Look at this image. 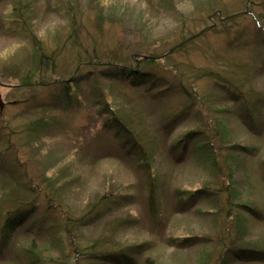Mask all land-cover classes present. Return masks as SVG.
I'll return each mask as SVG.
<instances>
[{"label": "rangeland", "instance_id": "obj_1", "mask_svg": "<svg viewBox=\"0 0 264 264\" xmlns=\"http://www.w3.org/2000/svg\"><path fill=\"white\" fill-rule=\"evenodd\" d=\"M37 41L50 54L47 68L45 59L36 61L35 52H41ZM54 50L59 51L57 60ZM96 52L120 57L138 53L148 57L153 71L166 75L158 83H166L168 91L156 101L141 88L132 91L120 84L108 95L136 128L145 123L147 140L157 150L149 170L131 149L129 156L125 153L118 134L104 122L105 112L95 113L86 105L63 113L45 103L56 88L53 80L76 71L71 67L76 55L89 58ZM31 68L35 77L22 84L20 75ZM208 71L213 75H203ZM225 80L260 93L255 126L240 116ZM88 86L80 84V90L86 92ZM0 96V211L12 196L26 193V178L40 184L32 193L36 211L6 242L0 264H73L60 257L56 243L64 238L63 212L80 215L99 196L117 198L120 206H104L98 219L79 226L80 244L102 234L109 248L147 241L134 264L145 258L156 264H264L255 257L231 260V254L220 260L232 244L264 250V0H0ZM184 105L187 110L178 121L165 128L163 120ZM49 116L61 122L51 129L49 140L27 136V124ZM209 119H221L226 136L213 129L214 136L197 138L202 121ZM190 129L195 132L178 158L169 147ZM210 150L225 171H232L239 201L249 206L236 207L239 233L228 239L216 201L198 197L188 206L179 204L182 194L202 185L217 191L221 182L226 184L228 177L217 173ZM52 175L59 188L57 203L43 191ZM152 187L153 216L148 209ZM33 218L41 219L30 226ZM180 238L191 239L190 245ZM29 253L40 259L31 262ZM75 264L86 263L78 256Z\"/></svg>", "mask_w": 264, "mask_h": 264}, {"label": "trees", "instance_id": "obj_2", "mask_svg": "<svg viewBox=\"0 0 264 264\" xmlns=\"http://www.w3.org/2000/svg\"><path fill=\"white\" fill-rule=\"evenodd\" d=\"M36 47L41 51L35 52L36 61L40 62L41 58L45 59L47 65L43 68H47L50 58V54L47 53L46 50L47 46L37 41ZM53 52L55 54V59L57 60L59 51L54 50ZM147 60V56H142L138 53H130L125 57H120L115 54L104 56L96 52L89 58H86L83 53L77 54L73 64L71 65L73 70L75 68L76 71L53 80L55 81L54 84L56 85V88L50 91V99H48L45 103L50 107V110L57 112L60 111L63 113H66L67 110L82 109L86 107V105L88 108L95 109V113L105 112L106 117L104 122H106V126L110 128V130H113L114 133L118 134L119 143L125 153L129 156L128 151L131 149L133 157L136 156L140 160V165L144 164L147 170H149L150 162L157 150L154 151L153 149V141L151 142L150 140H147L145 123L142 122V129L139 130L132 122L130 123L126 117L121 115L116 105L114 103L113 105L111 100L108 99V95H111V89L114 87V84H120L126 87V89H128V87H132V91H137L134 87L141 88L140 92H144L146 96L148 95L151 98L149 99L150 101H156L155 97L161 98L168 91V85H166V83L163 84V82L158 83V81L163 80L166 75L153 71L152 68L147 65ZM35 70L36 69L31 68L26 74H21L20 82L22 84H28L29 80L35 77ZM203 75H213V73L208 71L207 73L203 72ZM38 76L41 77V74ZM225 82L226 85L224 87L230 91V94L233 96V98L230 99L239 104L238 112L244 122L252 127L255 126V123H257L256 113L260 104V93L253 91L252 89H250V91H245L241 85H237L236 83L227 80H225ZM36 83H38V81H36ZM80 84L89 85L88 89L90 91L87 90L84 92L83 90H80ZM164 85H166V87H164ZM153 86L161 87L153 90ZM187 93L194 94L189 91ZM184 107L185 108L178 110L174 114H169L163 120L165 128L172 126L176 123V121H178L179 116L187 110V105H184ZM197 115H200V111H197ZM60 124V117L58 116L51 118L41 117L27 124L25 133L27 136H36L39 139L42 138L49 140L51 138L50 133L53 132L51 129ZM202 125L204 127L199 130L201 132H199L200 135L197 136V138L214 136L213 129L217 130L216 135L218 136L224 137L227 134L225 130L226 126L221 119H215L212 122L211 119H209L208 122L203 120ZM192 132L195 131L192 129L187 132L184 131L182 135L170 145L169 152L178 158L182 157L185 150L184 145H186V142ZM200 146L201 144L197 146V148ZM213 155L214 151L210 150L208 156L213 157V160L217 162V173L221 176L228 177L226 184L221 182L217 186V191H214V189H212L209 185H202L199 189H196V191L191 190L188 192L189 190H185V192L188 193H186V195L182 194V199L179 200V204H182V207L188 206L190 201H193L198 197H209L210 199L216 201V203H218L217 215L223 228L222 234L225 231L224 236L228 239L230 235L234 236L236 233H239L238 230L240 227L239 222L241 220V216L238 212H236V207L249 206L245 202L242 203L239 201V193L236 192V188L232 185V182L234 181L232 171L230 169L225 171L222 163L219 162L218 159H215ZM2 156L3 154L0 153V165L3 164ZM52 176V178L46 177V184L44 185L43 191H45L47 198L56 202L57 200L55 194L58 195V192L56 191L59 188H57L55 176ZM24 181L27 182L26 188L24 187L26 189V193L15 194V196H12V198L7 201L8 206L0 211V251H2L5 247L6 242L10 240L13 232L19 226L25 224L34 211H36V199L33 197L32 193L37 188V185L40 184L31 183L28 178ZM20 185L23 186V184ZM46 189L48 190L47 192ZM155 190V187L149 189V201L151 205L148 209L150 210L152 216L155 215L154 210L156 209L154 196ZM94 198L97 199L91 200L90 206L80 215L67 211L63 212L64 221L62 224V232L64 238L59 236V239L56 241L61 251L60 257L70 258L73 264L77 263L78 256L82 257L86 264H134V256L145 250L147 247V241L109 248L106 246V236L105 234H102L87 244L79 243L80 237H77L78 235L76 234V232H79V226L84 223H88L87 219H90L91 221L88 224L93 223V220L100 217L99 211L103 209L104 206L109 209H112L115 206H120L117 202V198H113L112 196H110V198H106V196ZM60 199L62 202L63 199L61 197ZM254 212L258 215L261 214L257 208H254ZM37 219L41 218H33L29 222V225L34 226ZM127 221L128 219L124 220L123 223H128ZM193 238L194 236H192V239ZM178 240H180L181 244H188L191 239L180 238ZM236 245L239 244H232L223 250L221 255L222 261H225L226 256L229 254L234 256V258L231 256V260L239 257H255L264 259L263 249H250L245 245ZM28 250L32 251L30 248H28ZM28 259L31 260V262H34L35 259L40 258L38 256L36 257V255L33 256V253H29ZM143 264L156 263L150 258H145Z\"/></svg>", "mask_w": 264, "mask_h": 264}, {"label": "water", "instance_id": "obj_3", "mask_svg": "<svg viewBox=\"0 0 264 264\" xmlns=\"http://www.w3.org/2000/svg\"><path fill=\"white\" fill-rule=\"evenodd\" d=\"M2 107H3V104H2L1 99H0V108L2 109Z\"/></svg>", "mask_w": 264, "mask_h": 264}]
</instances>
